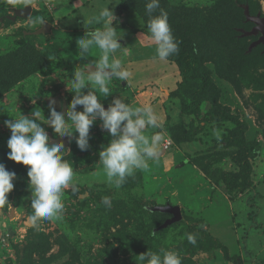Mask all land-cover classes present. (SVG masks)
I'll return each instance as SVG.
<instances>
[{
	"label": "rangeland",
	"instance_id": "rangeland-1",
	"mask_svg": "<svg viewBox=\"0 0 264 264\" xmlns=\"http://www.w3.org/2000/svg\"><path fill=\"white\" fill-rule=\"evenodd\" d=\"M253 1L241 6L247 22H250L247 12L251 10L254 14L250 16L264 18V0ZM147 2L77 0L74 3L77 6H73L77 12L69 15L71 9L68 0H34L35 7L28 6L32 9L30 16L24 18L17 16L16 12L28 7L16 4L14 0H0V164L16 174L14 189L8 196L12 209H5V212L0 210V264H139V255L161 249L178 251L182 264H264V90L236 82L237 86H234L232 78L213 79L215 87L221 91L219 104L223 105L222 112L239 120L245 128V131L240 129V139L244 137L247 147L256 152L251 160L255 188L232 201L236 219L223 223L226 192L223 186L210 184L208 174L213 176L219 169L236 170L232 154L238 155L244 150L239 146H227L224 142L231 129L235 128L233 122L223 123L222 128L209 125L204 133L195 137V141L182 144L186 132L198 119L181 111L178 98L171 97L181 82L177 69L167 61L154 59L155 45L141 37L147 33ZM219 2L222 0H160V6L168 13L174 34L176 25L171 21L170 11L176 10L179 14L183 8L210 9ZM105 6L117 18L113 26L123 35L118 42L122 47L129 48L122 53L123 62L129 59L134 62L137 58L148 60L146 65L149 66L138 70L140 74L136 76V82L139 84L136 88L142 93L147 92L143 96L144 102L151 107L152 101L149 99L153 100L154 97L150 98L149 93H158L155 98L160 106L153 109L166 118L160 121L162 130L166 139L174 142V146L158 160L150 161L147 170L137 171L133 179L129 178L133 186L127 182L116 189L107 182L102 167L96 165L99 152L104 147V138L110 135L101 128L102 121L97 118L90 128L88 150L81 151L75 139L70 138L66 148L70 151L66 158L77 171L80 192L73 194L70 189L66 190L63 197L66 208L62 218L44 221L41 229L36 231L26 225L27 216L32 211L28 169L7 158L11 132L5 126V121L18 118L19 111L31 118L37 108L47 120L50 117L47 100L59 96L68 102L73 99L68 80L72 79L74 69L98 59L101 54L99 48L94 46L91 50L93 54H89L87 59H79L77 40L87 30L101 26L89 25L87 21L92 14L98 15L99 9ZM74 14H83V17L77 18ZM236 16L241 18V14ZM37 17H43L45 22L42 25L29 22ZM45 24H49L50 29L46 33H39ZM184 24L178 20V29H182ZM256 26L250 22L245 28H236L242 37L254 38L250 51L264 45L258 43L262 33L248 35ZM188 34L189 29L186 30ZM133 37H138V42L132 43ZM30 38L33 46L41 51L38 62L31 59L30 49L23 41ZM23 48L27 51L25 59L10 64L9 58L8 63L5 56ZM130 49H138L141 55L139 53L136 57ZM153 61H158V64L153 66ZM154 67L160 73L152 82L148 77L155 79L152 77L156 71ZM172 67L175 72H172ZM261 73L264 75V70ZM133 81L132 85L123 86L121 81L113 79L108 85L113 93L99 98L100 102L108 107L105 103L119 96H128L135 87ZM162 85L164 90L157 91ZM96 91L100 95L98 89ZM82 92L87 94L88 89ZM78 107L77 111H83V106ZM208 108L205 106L204 110ZM41 126L46 129L50 141V136L54 135L52 128L45 124ZM173 126H180L185 132L178 136L182 140L179 143L173 140L168 131ZM214 130L219 131V140ZM75 136L78 133H74ZM104 196L112 198L110 210L101 203ZM167 206L180 208V220L169 224L168 221L174 216L162 211ZM214 220L217 224L211 225ZM188 233L195 234V245L188 242ZM228 250L236 254L231 261L227 259Z\"/></svg>",
	"mask_w": 264,
	"mask_h": 264
},
{
	"label": "clouds",
	"instance_id": "clouds-1",
	"mask_svg": "<svg viewBox=\"0 0 264 264\" xmlns=\"http://www.w3.org/2000/svg\"><path fill=\"white\" fill-rule=\"evenodd\" d=\"M24 7H35L34 0H14ZM77 5H74V7ZM145 11L149 17L147 33L141 37L155 45V57L159 61H168L179 53V41L173 34L168 13L160 6V0H148ZM158 12V14H156ZM117 18L108 6L101 7L98 15L89 17V25L99 27L87 30L77 40L79 59H87L93 47H98L100 56L89 63L76 67L70 82L73 99L68 105L66 115L56 110L55 101L49 104L50 117L46 120L43 112L37 108L31 118L19 111L18 118L5 121L11 136L7 147L10 150L8 160L22 164L27 169L31 191V214L27 216L26 225L39 231L44 221L62 218L66 205L63 197L66 190L73 194L80 192L76 179L77 171L66 157L70 155L62 142L50 145L49 135L41 126L52 128L55 137L75 139L81 151L89 149L90 128L99 118L101 128L107 130L111 140L99 152V162L107 182L120 189L135 176L137 171L147 170L149 162L158 160L162 155V142L166 139L160 122L161 117L151 106H134L126 103L119 96L114 99L107 110L100 102L113 92L108 87L113 80L131 83L132 72L124 66L117 53H126L129 48L122 47L118 42L122 39L118 29L113 26ZM30 23L43 24V17L31 19ZM88 89L87 94L82 90ZM98 89L100 95L97 94ZM35 103V101H33ZM83 106V111H77ZM150 129L151 137L146 135ZM215 131L216 139H220L219 131ZM74 133L78 136L74 137ZM171 143V139L168 138ZM14 172L6 170L0 164V210L12 209L8 196L14 189ZM101 203L107 208L112 207V198L104 196ZM5 212V211H4ZM186 238L190 244H196L195 234L188 233ZM139 264H182V257L176 250L161 249L159 252L147 251L138 257Z\"/></svg>",
	"mask_w": 264,
	"mask_h": 264
},
{
	"label": "trees",
	"instance_id": "trees-1",
	"mask_svg": "<svg viewBox=\"0 0 264 264\" xmlns=\"http://www.w3.org/2000/svg\"><path fill=\"white\" fill-rule=\"evenodd\" d=\"M76 1L68 0V6L71 9L69 15L72 12H77V9L73 8ZM121 1L125 2V0ZM250 1L222 0L217 6L210 9L183 8L182 13L179 14L176 13V10L169 12L172 15L171 21L176 25L174 35L178 36V41L182 43L179 45V53L167 61L177 68L181 79L177 91L173 92L171 97L178 98L181 111L196 116L198 120L193 122L191 130L186 132L183 141L178 137L180 133L185 134L182 127L173 126V128H168V131L175 142L192 143L195 141V137L199 133H204L209 125L222 128L223 123L233 122L235 128L231 129V134L224 142L227 146H239L244 150L238 155L232 154L236 170L219 169L213 176L207 173L210 179L209 183L217 187L223 186L226 196L232 201L247 195L248 192L251 193L255 188L254 168L251 160L255 158L256 152L254 153L247 147L244 137L240 139V129L245 131V128L239 120L235 117L230 118L222 112L223 105L219 104L221 91L215 87L213 79L215 77L226 80L232 78L234 86H237L236 82V84L241 83L264 90V75L261 73L264 70V45H259L250 51L249 47L254 38L242 37L238 32L240 27L245 28L247 23H250L246 21L244 11L241 9V6L250 4ZM236 14H241V18L234 17ZM250 14H254L252 10ZM231 17H234L233 20ZM178 20L185 23L182 29H178ZM232 22H234L233 25ZM187 29L190 33L188 35H186ZM23 41L30 49L31 59L38 62L41 51L33 46L31 38ZM26 54L27 51L23 48L9 52L5 57L8 58V63L10 58V64H16L17 60L19 62L24 60ZM71 101L72 99L69 100L70 103ZM205 106H209L207 111L204 110ZM111 139L110 135L106 139L104 138V147L109 144ZM202 167L205 171L204 164ZM129 183L134 185L130 179L127 184ZM156 215L158 216V214Z\"/></svg>",
	"mask_w": 264,
	"mask_h": 264
},
{
	"label": "crops",
	"instance_id": "crops-1",
	"mask_svg": "<svg viewBox=\"0 0 264 264\" xmlns=\"http://www.w3.org/2000/svg\"><path fill=\"white\" fill-rule=\"evenodd\" d=\"M77 9V8H76ZM76 13V12H75ZM72 14V13H71ZM93 15V14H92ZM74 16H76L77 18L78 17H80V18H82L83 17V14L81 15V14H74ZM73 16V17H74ZM132 37V36H131ZM135 42H138V37H133L132 38V43H135ZM138 50V49H137ZM137 50H133V49H130V51L133 53V54H135V56L136 57H138V55H139V53H140V55H141V51H137ZM94 52L93 51H90V53L89 54H93ZM131 55L132 54H130V57H131ZM117 56H118V58H121L122 59V61H123V59H124V57L122 56V53H117ZM94 57H92L91 59H93ZM138 60H135L134 62H130L131 60L129 59L128 61L126 60V63L125 62H123L124 63V66L125 67H127L131 72H132V77L130 78V80L132 81L133 79H134V81H133V86H135L134 87V89L131 91V93H129L128 94V96H125V97H122L124 100H125V102L126 103H130V104H132V105H134V106H143V105H145V102H144V98H143V96L144 95H146V93L147 92H145V93H142V90H140V89H137L136 88V86H138V84H139V82H136V80H138V78L136 77L138 74H140L139 72H138V70H140V69H142L143 67L145 68V67H147V66H149V65H146V62L148 61L147 59H144V58H137ZM154 62V63H153ZM152 63H153V66L154 65H156V64H158V61H153ZM171 64V63H170ZM173 65V64H172ZM174 66V65H173ZM155 68V74H153L152 75V77L153 78H155V79H152L151 77H148V79L149 80H152V82H155L156 81V79L159 77V71L157 70V67H154ZM174 68H176L175 66H174ZM173 67H172V72H175V69H174ZM177 69V68H176ZM178 71V70H177ZM144 83V82H143ZM122 85L123 86H126V85H132V83H126V82H122ZM159 86V85H158ZM136 88V89H135ZM160 89H161V91H163L164 89H163V85L162 86H160L159 87V90H157V91H160ZM172 92V91H171ZM150 94V98H152V97H154V98H152L153 100H150L149 99V101L151 102L152 101V104H150V105H152V107L155 109L157 106H160V102H158V99L157 98H155V96H157L156 94H158L157 92H156V94L155 95H153V93H149ZM158 102V103H157ZM111 103V102H110ZM105 105L106 106H108L107 105V103H105ZM156 111V110H155ZM158 114V113H157ZM159 115V114H158ZM160 116V115H159ZM161 117V120L160 121H163L164 119H166L163 115H161L160 116ZM155 131V129H150V130H148L147 132H146V135H149L150 137H151V135L153 134V132ZM167 140V139H166ZM165 140V141H166ZM173 142V141H172ZM173 146H174V142H173ZM162 155L161 156H163V155H165V154H163V153H167V152H164L163 151V147H162ZM216 209H219L220 210V208H216ZM223 211H224V219H223V223L225 222V221H232V220H235L236 219V211H235V208H233L232 207V200L229 198V197H227L226 198V202L224 203V207H223V209H222ZM225 211H227V212H225ZM217 215L218 214H216V220H217ZM216 220H214V222H213V224H211V225H215V224H217V221ZM220 224V223H219ZM228 252V260H232L233 259V257H235L236 256V254L235 253H230V251L228 250L227 251ZM237 261H239V259H237V258H235ZM227 264H229V263H227Z\"/></svg>",
	"mask_w": 264,
	"mask_h": 264
},
{
	"label": "water",
	"instance_id": "water-1",
	"mask_svg": "<svg viewBox=\"0 0 264 264\" xmlns=\"http://www.w3.org/2000/svg\"><path fill=\"white\" fill-rule=\"evenodd\" d=\"M31 12H32V9L30 7H28L24 10L17 11L16 15L20 16V17L28 18L30 16ZM247 20L250 22H254L257 25L250 33H248V35L254 36V35H257L259 33H262L263 36L259 39L258 43L264 44V18H261L260 16L252 17V16H250V13L247 12ZM49 29H50V25L45 24L44 28L39 33H46V32H48ZM47 101H48V104H50L52 101H55L56 110L59 112L62 111V113H64L66 115L68 105L65 101H63L62 99H60L58 97H52ZM107 108L108 107H105L106 110H107ZM49 142H50V145L52 143L62 142L64 144L65 148H67L69 145V138L63 137L61 139H55L51 135ZM162 211L173 214L174 217L168 221L169 224L177 222L181 218V211H180L179 207L167 206V207L162 208ZM168 222H167V225H168Z\"/></svg>",
	"mask_w": 264,
	"mask_h": 264
},
{
	"label": "built area",
	"instance_id": "built-area-1",
	"mask_svg": "<svg viewBox=\"0 0 264 264\" xmlns=\"http://www.w3.org/2000/svg\"><path fill=\"white\" fill-rule=\"evenodd\" d=\"M173 147V142L171 140V143L168 142V139L164 142V145H163V151L164 152H167L169 151V149H171Z\"/></svg>",
	"mask_w": 264,
	"mask_h": 264
},
{
	"label": "flooded vegetation",
	"instance_id": "flooded-vegetation-1",
	"mask_svg": "<svg viewBox=\"0 0 264 264\" xmlns=\"http://www.w3.org/2000/svg\"><path fill=\"white\" fill-rule=\"evenodd\" d=\"M58 98H60V99H62L63 101H65L66 103H67V105H69V102H68V100L66 99V98H64V97H61V96H59ZM62 112V111H61ZM55 135H53V137H54ZM55 138V137H54ZM55 139H61L60 137H57V138H55Z\"/></svg>",
	"mask_w": 264,
	"mask_h": 264
}]
</instances>
